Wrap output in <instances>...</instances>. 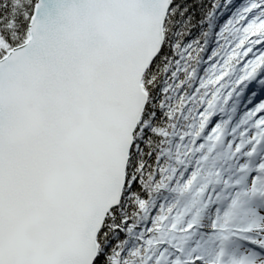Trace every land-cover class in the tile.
<instances>
[{"label":"water","instance_id":"water-1","mask_svg":"<svg viewBox=\"0 0 264 264\" xmlns=\"http://www.w3.org/2000/svg\"><path fill=\"white\" fill-rule=\"evenodd\" d=\"M172 0H36L0 59V264H95Z\"/></svg>","mask_w":264,"mask_h":264},{"label":"trees","instance_id":"trees-1","mask_svg":"<svg viewBox=\"0 0 264 264\" xmlns=\"http://www.w3.org/2000/svg\"><path fill=\"white\" fill-rule=\"evenodd\" d=\"M35 3L0 0V58L26 39ZM164 34L96 264L216 262L220 230L246 220L242 161L264 118V0H173Z\"/></svg>","mask_w":264,"mask_h":264},{"label":"rangeland","instance_id":"rangeland-1","mask_svg":"<svg viewBox=\"0 0 264 264\" xmlns=\"http://www.w3.org/2000/svg\"><path fill=\"white\" fill-rule=\"evenodd\" d=\"M27 37H28V34H27ZM27 37H26V39H27ZM25 40H24V42H25ZM8 51H6L4 56L8 53ZM3 57H1V58H3ZM148 100H149V97H148ZM147 104H148V102H147ZM141 119H142V117H141ZM140 122H141V120H140ZM138 127H139V125H138ZM138 127H137V129H138ZM136 132H137V130H136ZM136 132L134 134V137L136 135ZM134 145H135V143H134ZM133 148H134V146H133ZM263 159H264V152L261 153L259 161H261ZM255 163H256V166L259 167V166L264 165V160H263V162L258 163L256 161ZM258 170H260V169H258ZM261 171L262 170H260V171L255 170L254 172H252V174H251L252 176L249 175V177H248V181L249 182H248L247 188H248V186L250 187V184H253V187L251 189H249L250 190L249 195L250 194L252 195L253 198L251 199V202L254 203V208H252L249 211L250 214H251V220L249 222V225H250L251 228H248V229L253 231L252 233H253V236H254V244H256L257 246H259L260 248H262L264 250V209H262V206H264V204H261V200L264 199V173L261 172ZM126 179H127V184H126V187H127L128 183H129L128 176H127ZM124 192H125V190H124ZM123 196H124V193H123ZM122 201H123V197H122L121 203H122ZM121 203H120V205H121ZM120 205H119V207H120ZM119 207H117V208H115L113 210H116ZM108 215H107V217H108ZM97 240H98V238H97ZM240 251H241L240 252L241 255H240V259L238 261L239 264H264V257L260 258L256 254L252 253L249 249H246V247H244V245L241 246ZM98 257H99V255H98ZM96 262H97V260H96ZM96 262H95V264H96Z\"/></svg>","mask_w":264,"mask_h":264},{"label":"bare ground","instance_id":"bare-ground-1","mask_svg":"<svg viewBox=\"0 0 264 264\" xmlns=\"http://www.w3.org/2000/svg\"><path fill=\"white\" fill-rule=\"evenodd\" d=\"M172 5H173V0H172V4H171L170 8L168 9V12H167L166 18H165V20H164V26H165V23H166V21H167V18H168L169 12L171 11ZM28 29H29V27H28ZM163 34H164V28H163ZM163 38H164V40H163V43H162V46H161V50H162V47H163V45H164L165 34H164ZM161 50H160V52H161ZM159 54H160V53H159ZM143 78H144V77H143ZM142 85H143V81H142ZM143 87H144V85H143ZM144 89H145V88H144ZM145 109H146V107H145ZM144 112H145V110H144ZM143 114H144V113H143ZM132 149H133V148H132ZM131 151H132V150H131ZM131 151H130V153H131ZM130 153H129V157H130ZM128 163H129V162H128ZM123 193H124V192H123Z\"/></svg>","mask_w":264,"mask_h":264}]
</instances>
